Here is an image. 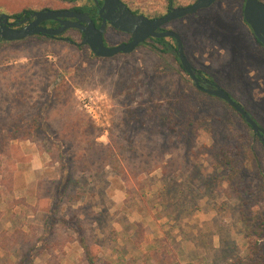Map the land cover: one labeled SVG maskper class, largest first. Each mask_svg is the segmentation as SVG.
<instances>
[{"label":"rangeland","instance_id":"1","mask_svg":"<svg viewBox=\"0 0 264 264\" xmlns=\"http://www.w3.org/2000/svg\"><path fill=\"white\" fill-rule=\"evenodd\" d=\"M137 1L152 10L161 3ZM87 2L0 0V12ZM244 3L219 0L166 27L181 34L191 63L264 127V48L244 20ZM63 37L0 44V78L24 77L26 86L13 90L28 91L29 114L41 109L47 83L61 76L39 126L29 129V117H20L24 124L17 117L15 133L7 129L0 136V233L20 229L22 243L33 238L24 245L0 237V264H22L21 251L27 254L31 243L38 245L34 264L55 258L81 264L86 250L80 237L100 264H264V144L240 114L219 97L197 93L189 75L190 81L160 71L164 59L147 44L96 58L78 30ZM107 38L116 44L126 37L110 28ZM189 86L201 127L191 144L166 149L163 115L182 104L177 99ZM151 98L162 106L151 109ZM73 188L79 201L70 198ZM255 215V236H249L245 216ZM52 240L57 244L47 249Z\"/></svg>","mask_w":264,"mask_h":264},{"label":"water","instance_id":"2","mask_svg":"<svg viewBox=\"0 0 264 264\" xmlns=\"http://www.w3.org/2000/svg\"><path fill=\"white\" fill-rule=\"evenodd\" d=\"M95 1L99 5V14L102 19L99 27L96 26L89 13L76 10H37L32 15L34 19L28 23H25L27 18L11 22L7 13H1L0 38L7 41H15L37 34L56 36L64 33L69 28H78L84 33L82 42L88 44L96 56L113 57L119 53L133 52L140 44L150 38L173 37L177 42V54L182 66L192 78L195 86L230 104L244 117L264 144V127L227 90L218 83L212 82L204 76L202 70L197 69L191 63L185 52L181 34L173 29L159 30V28L170 21L193 14L202 8H207L217 0H196L188 6L173 7L166 15L155 18L134 13L122 0H104L102 5L99 4L98 0ZM243 16L254 35L264 45V0H245ZM46 20H58L60 25L56 28L46 27L41 24ZM108 24L117 30L130 33L131 40L116 46L107 45L104 35ZM68 40L70 39L68 38ZM201 83L206 84V86Z\"/></svg>","mask_w":264,"mask_h":264},{"label":"trees","instance_id":"3","mask_svg":"<svg viewBox=\"0 0 264 264\" xmlns=\"http://www.w3.org/2000/svg\"><path fill=\"white\" fill-rule=\"evenodd\" d=\"M75 9L82 10L84 8L76 7ZM96 9H97V7L95 6V10ZM30 12H31L30 9H27V10L25 9L22 12L17 13V14L22 15V14H27V13H30ZM79 33L81 35L80 31H79ZM252 33H253V31H252ZM253 37H254L255 41L259 45H261V47L264 48V45L258 40V38L254 35V33H253ZM30 38H37V39H48V38L51 39L52 38V39H57L56 37H53L51 35L37 34V35L29 36V37H27L25 39H22V40H15V41H7V40H4V39L0 38V44H3V43H5V44H13L15 42H21V41H24V40H28ZM169 38H170V40H169ZM70 40H73V42H75V39H71L70 38ZM143 44H147L151 48L152 51H154L160 58L164 59L162 64H161L160 71L166 72V73H176L178 75L182 74L185 78H187L188 81H190L191 78L188 76L189 74L183 68L182 63L180 61V58L178 57V54H177V42H176V40L173 37H161V38L155 37V38H150V40L146 41ZM143 44H141V45H143ZM76 46H77L78 50L83 51V49H84L83 45L76 44ZM90 54H91V56L98 58V56H96L92 51H90ZM167 55L173 56L174 57L173 61H172V59H170V60L165 59V57ZM22 74H23V70H22ZM23 78L24 77H20V76H18V77H12L11 76L9 78H0V114H2V115H0V136L1 135H5L4 132H6L7 129H10V131H8V134L15 133V131L12 130L13 129L12 126L14 124H16L17 117L19 119V123L20 124H24L25 122H22L20 120V117L22 118V120H26L27 116H28L29 120L28 121L26 120L27 121L26 125L28 126L29 129H31V127H36V125L39 126V124H40V121L38 119L39 115L40 114L42 116L45 115L46 111L49 108H51L52 96H53L54 88L59 84L61 76H60V74H58V76L56 77V79L54 81H52L51 83L50 82L47 83V86L45 87L46 95L44 97H40L39 98L40 102L44 101L43 102L44 106L39 104L38 102H36L38 105H41V107H38V109H40V108L41 109L39 111L37 109L38 112L37 113L35 112V113H32V114H29L30 111L27 109L29 107V103L27 101L30 99V97H28L27 94H26L28 91L25 90V88L22 87V86L17 87L16 90H13V85L20 84V85L26 86L24 84V82H23ZM5 82H7V83H5ZM188 88H189L188 95L186 97H183V98L180 97L179 99H177L178 101H181L183 99L182 100V104H180L179 106H175V107L173 105H170V106H172L175 109H173V108L171 109L170 108V112L168 114H166V115H163V119L167 121L166 124L168 125L167 126V128H168L167 129L168 130L167 131V133H168L167 139H169V144H171V145H168L166 149H168V148H170L172 146H175L178 143L191 144L194 141V138L197 136L198 131H199L200 127H201L200 125L198 126V119H196V117H195V114L198 113L196 111L198 109V107H197V105L195 103L194 97L192 96V87L189 86ZM193 89L197 93L199 92V93L207 94L206 92L200 90L196 86H194ZM12 93H14L15 95H13ZM212 97H214V96L212 95ZM220 100L225 102L222 99H220ZM149 102L153 103V105H151V104L149 105L150 108L153 109V110L158 109L159 107L162 106L160 103L159 104L155 103L153 98H151ZM193 102L195 103V105L192 107V103ZM225 103L228 104L227 102H225ZM228 105L231 106L230 104H228ZM11 107H14L16 113H13L12 111H7L8 109L12 110ZM45 108H47V109L45 110ZM7 112L10 113V114H8ZM27 114H29V115H27ZM24 116H25V119H24ZM240 116L243 118L245 123L247 125H249L241 114H240ZM201 118H202V120H200V121L202 123L205 122V121L206 122L208 121L206 116H204V117L202 116ZM7 120H9L10 123L7 124ZM44 122H46V121H44ZM20 128H24V127L20 126ZM160 131H161V129H160ZM151 132H155V131L151 130ZM152 136H153V138L151 139L152 140V144H154L156 146L157 145L159 146L160 142L157 141L158 137L154 136V135H152ZM255 136L258 138V136L256 134H255ZM144 139H146V138L144 137ZM226 158H228V157H226ZM231 161H232V159H229V160L225 159V162H226V164L228 166H232V162ZM183 162H185V160H183ZM6 170H7V168H6ZM235 175L236 174L233 173L230 176V178L234 179ZM63 181H65V179H63ZM73 183L77 184V183H79V180L78 179L74 180ZM73 186L74 185H72V186L65 185L64 186V192H63L64 195L59 197V201L60 202H63L65 195L68 196V194L71 193L70 187H73ZM78 194H79V192L73 188L72 195H71L70 198L72 200H74V201H79L82 198V195H78ZM245 219H246L247 225H248V233H247V235L255 236L254 231H256V229L253 226H254L255 222L258 220V216L257 215H255L253 217L245 216ZM61 221L64 222V219H61ZM57 223H58V221L54 220L52 222V227L51 228H53ZM256 227H258V226H256ZM22 232L23 231H21L20 229H16L15 230V234L11 235L8 231H3L2 233H0V237L2 239V243L6 242V241H11L12 244L22 243L23 242L22 240L24 239V237H22ZM47 232H48V230H47ZM50 233H51V231H49V234ZM84 238L85 237H80V242L82 243L84 249L86 250V252H85L86 253L85 257L86 258H85V261L83 263H81V264H100L99 261L92 255V251L90 249V246L86 242V238L85 239ZM32 240H33V238L32 239H28L27 241H25L22 244L25 245L29 241H32ZM47 244H48L47 245L48 248L47 247L46 248L49 249L51 247V244H53V245L57 244V240L49 241ZM4 245H6V244H4ZM21 246H23V245H21ZM36 248H38V245H33L31 243V246L28 247L27 250H26L27 254L23 253L21 251L22 255L25 256L23 258L22 264L24 262H25L24 264H34V260H35V258L37 256V252H38V250L35 251ZM41 248L43 249V246ZM255 248H256V246L254 247V249ZM29 253H30V255L27 258V255ZM50 264H62V263L57 261V259L55 258L54 261L51 260ZM241 264H252V263L243 262Z\"/></svg>","mask_w":264,"mask_h":264},{"label":"flooded vegetation","instance_id":"4","mask_svg":"<svg viewBox=\"0 0 264 264\" xmlns=\"http://www.w3.org/2000/svg\"><path fill=\"white\" fill-rule=\"evenodd\" d=\"M67 1H77V0H67ZM103 1L104 0H98V2H99L100 5L103 4ZM122 1L134 13L146 15V16H148L150 18H155V17H160V16H163V15H166L170 11V9L173 8V7H177V6H188V5L192 4V3H194L196 0H194L193 2L192 1H189V2H186V3H175V0H161V3L159 4L158 8L155 9V10H152L153 8H150V7L146 6V3L141 2V1H137V0H122ZM218 1L219 0H217L216 2H218ZM216 2H214L211 6H209L207 8H202V9L198 10L197 12H195L193 14H188L187 16H184V17H188L189 15L198 14L201 10H206V9L212 7ZM95 6L97 7L96 10H95ZM164 6H165V9H164ZM76 7L84 8V9L78 10V9H75ZM27 9H29V8H27ZM47 9H52V8L45 7V8L39 9V10H47ZM63 9L76 10V11H80V12H87V13H89V15L92 17V19L94 20V22H95V24H96L97 27H99L101 25V23H102V19H101L100 14H99V5H98V3L95 0H89V2H87L86 4H83V5H76V6H71V7H60L58 9H54V10H63ZM30 10H31L30 13L22 14V15H19L17 13H20L23 10L20 11V12H17V13L0 12V14L1 13H7L9 15V19H10L11 22H17V21H20L21 19L27 18V21L25 23H28V22H31L34 19V17H32V15H33V13L35 11H37V10H33V9H30ZM184 17H181V18H184ZM181 18H178V19H181ZM175 20H177V19H175ZM170 22H172V21H170ZM41 24L44 25V26H46V27L56 28V27H58L60 25V22L58 20H46V21L42 22ZM110 28H113L117 32V34L125 35L126 38L123 39V40H121L120 42H118L116 44H111L109 42L108 38H107V32H108V30ZM71 29L79 30L81 32L82 41H83L84 33L80 29H78V28H69L64 33H62L60 35L53 36V37H56L57 39H63L64 38L63 37V34H65L66 32L70 31ZM166 29H168V27H166V25L163 26V27H161V28H159V30H166ZM104 37H105V43L107 45H109V46H116V45H118L120 43L129 42L131 40V38H132L130 33L117 30L113 26H111L110 24H108V27H107V30H106V33H105ZM68 38L69 37H66L67 40H68ZM148 40H150V39H148ZM69 41L73 42V40H69ZM85 45L89 46L88 44H85ZM203 74H204V76H206L207 78H209L206 75L205 72H203ZM209 79L212 82H215L213 79H211V78H209ZM201 84L204 85V86H206V84H203V83H201ZM200 90H202V89H200Z\"/></svg>","mask_w":264,"mask_h":264}]
</instances>
